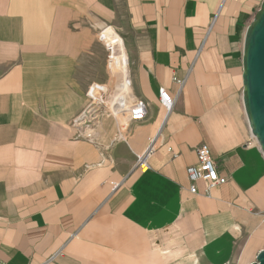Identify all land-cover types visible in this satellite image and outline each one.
<instances>
[{"label":"crops","instance_id":"crops-1","mask_svg":"<svg viewBox=\"0 0 264 264\" xmlns=\"http://www.w3.org/2000/svg\"><path fill=\"white\" fill-rule=\"evenodd\" d=\"M262 2L0 0V263L252 264L264 156L243 108L242 53ZM105 25L147 116L121 119L124 140L101 117L89 144L73 121L103 82L94 35ZM152 141L141 173L135 155ZM199 147L226 183L198 182L193 195Z\"/></svg>","mask_w":264,"mask_h":264},{"label":"built area","instance_id":"built-area-1","mask_svg":"<svg viewBox=\"0 0 264 264\" xmlns=\"http://www.w3.org/2000/svg\"><path fill=\"white\" fill-rule=\"evenodd\" d=\"M110 29L115 34L116 31L111 26H103L95 30V43L105 53L106 69L110 74L111 68L118 64L119 49L117 42H110ZM117 34V33H116ZM122 40V38L120 37ZM115 40V39H114ZM113 40V41H114ZM121 46L124 53L125 47L122 40ZM126 56V55H125ZM127 75H124L119 82V88H110L105 83L91 82L87 87L85 97L86 106L80 115L73 121V127L78 131V138L86 141L89 144H94L95 125L101 117H111L115 120L118 128L117 138L124 140L121 134L124 118L126 122H141L147 116V106L141 101L132 97L130 93L131 82L128 76V59L126 57ZM111 75V74H110ZM159 100L162 107L169 113L173 107V100L169 97L166 91H159ZM154 151V142L152 141L146 151L142 154L135 155L136 170L145 173L149 169V158ZM196 154L199 159L198 165L187 168V177L191 184L189 191L191 194H197L195 184L202 182L207 191H210L218 186L224 185L226 179L220 177L217 168L210 158L209 151L206 147L196 149ZM1 264V263H0Z\"/></svg>","mask_w":264,"mask_h":264},{"label":"water","instance_id":"water-1","mask_svg":"<svg viewBox=\"0 0 264 264\" xmlns=\"http://www.w3.org/2000/svg\"><path fill=\"white\" fill-rule=\"evenodd\" d=\"M242 87V103L248 126L264 156V0L245 33ZM252 264H264V250Z\"/></svg>","mask_w":264,"mask_h":264},{"label":"bare ground","instance_id":"bare-ground-1","mask_svg":"<svg viewBox=\"0 0 264 264\" xmlns=\"http://www.w3.org/2000/svg\"><path fill=\"white\" fill-rule=\"evenodd\" d=\"M110 42H113V44L115 42H117L118 49H119V58H118V64L115 65L113 68H115V69L117 68V70H119L121 72L120 74L122 75V78H123L124 75H127V65H126L127 61H126V56H125L123 47L121 46L122 40L120 39V37L116 33L114 34L112 32V37H110ZM113 68H111V72L113 71ZM119 87L120 86L117 85L114 88H116L115 90H117Z\"/></svg>","mask_w":264,"mask_h":264},{"label":"rangeland","instance_id":"rangeland-1","mask_svg":"<svg viewBox=\"0 0 264 264\" xmlns=\"http://www.w3.org/2000/svg\"><path fill=\"white\" fill-rule=\"evenodd\" d=\"M117 35L119 37H121L118 33H117ZM96 46L100 49V51L103 52V50L98 45H96ZM103 54H104V66H105V69H104V75H103V82H101V83H105L106 85L108 84V86L110 88H112L113 86L115 87V86L119 85V82L122 79V75L120 74L121 72L119 70H117V68L116 69L113 68V71L110 72L111 75L108 73V71L106 69L105 53H103Z\"/></svg>","mask_w":264,"mask_h":264}]
</instances>
